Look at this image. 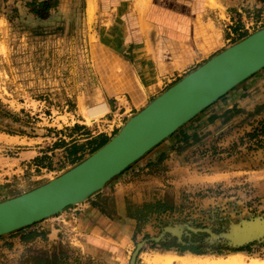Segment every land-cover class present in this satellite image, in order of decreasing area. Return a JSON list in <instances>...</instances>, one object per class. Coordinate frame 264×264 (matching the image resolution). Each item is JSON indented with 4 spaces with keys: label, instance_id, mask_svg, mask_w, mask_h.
Segmentation results:
<instances>
[{
    "label": "rangeland",
    "instance_id": "1",
    "mask_svg": "<svg viewBox=\"0 0 264 264\" xmlns=\"http://www.w3.org/2000/svg\"><path fill=\"white\" fill-rule=\"evenodd\" d=\"M179 1L0 0V203L22 192L14 181L21 175L18 148L29 147L9 137H42L71 103L97 99L110 64L100 43L117 48L131 34L163 33L166 18L182 24L187 10ZM251 94L171 155L152 161L159 145L123 173L136 221L125 262L84 248L70 231L76 227L60 219L65 239L53 241L38 224L0 238V264H132L136 253L134 264L167 253L184 257L174 264L233 256L264 262V237L241 238L264 223V83ZM189 243L203 245L205 254L174 247Z\"/></svg>",
    "mask_w": 264,
    "mask_h": 264
},
{
    "label": "crops",
    "instance_id": "2",
    "mask_svg": "<svg viewBox=\"0 0 264 264\" xmlns=\"http://www.w3.org/2000/svg\"><path fill=\"white\" fill-rule=\"evenodd\" d=\"M179 2L185 3L182 6L187 10L182 24L166 18L167 28L163 33L131 34L117 48L100 43L110 56V64L105 66L106 78L99 86L97 99L80 101L77 107L75 102L71 103V109L58 113L60 116L42 137H9L15 145L29 147L18 148L22 151L17 163L21 175L14 181L23 190L8 199L35 190L72 170L108 144L132 116L170 87L214 56L264 29V0ZM262 72L200 114L174 140L169 138L162 143L152 161L166 153L171 155L191 134L205 131L231 109L241 108L242 101L249 103L251 93L264 83ZM123 176L111 181L85 204L66 209L61 219L66 220V227H76L70 231L82 237L84 248L106 254L104 257L109 259H116L111 254L118 255L117 260L125 262L135 236L136 221L128 205L129 176ZM58 217L37 225L53 241L65 239L62 225L56 222L61 221ZM160 256L184 258L171 253Z\"/></svg>",
    "mask_w": 264,
    "mask_h": 264
},
{
    "label": "water",
    "instance_id": "3",
    "mask_svg": "<svg viewBox=\"0 0 264 264\" xmlns=\"http://www.w3.org/2000/svg\"><path fill=\"white\" fill-rule=\"evenodd\" d=\"M264 70V29L221 52L132 116L103 148L45 185L0 203V238L85 204L147 154ZM264 237V223L241 238ZM138 253L135 254L132 264Z\"/></svg>",
    "mask_w": 264,
    "mask_h": 264
},
{
    "label": "bare ground",
    "instance_id": "4",
    "mask_svg": "<svg viewBox=\"0 0 264 264\" xmlns=\"http://www.w3.org/2000/svg\"><path fill=\"white\" fill-rule=\"evenodd\" d=\"M94 2V1H93ZM96 5V4H95ZM94 3H91L90 5V15H92L95 11V6ZM181 260V259H180ZM176 261V258L174 257H163V256H158L156 257L152 264H174ZM199 261V260H198ZM196 260H191V259H183L182 263L183 264H264V262H259V261H252L250 263L246 262L245 260L242 259V257H234L230 258L228 261L225 262H218V263H213V262H207V263H200Z\"/></svg>",
    "mask_w": 264,
    "mask_h": 264
},
{
    "label": "trees",
    "instance_id": "5",
    "mask_svg": "<svg viewBox=\"0 0 264 264\" xmlns=\"http://www.w3.org/2000/svg\"><path fill=\"white\" fill-rule=\"evenodd\" d=\"M114 59H115V57H114ZM181 247H182V250H184L183 252L190 251V252H192L194 254H199V255L205 254L204 250H206V249H204L203 245L202 246L201 245L200 246H196L195 244H191V243L183 245ZM242 251H244V250H242Z\"/></svg>",
    "mask_w": 264,
    "mask_h": 264
},
{
    "label": "flooded vegetation",
    "instance_id": "6",
    "mask_svg": "<svg viewBox=\"0 0 264 264\" xmlns=\"http://www.w3.org/2000/svg\"><path fill=\"white\" fill-rule=\"evenodd\" d=\"M181 246H183V244H180V245H178V246H174V247H176L177 249H179L181 252H183L184 250H182V247ZM170 248H172V247H170ZM186 252H188V251H186Z\"/></svg>",
    "mask_w": 264,
    "mask_h": 264
},
{
    "label": "built area",
    "instance_id": "7",
    "mask_svg": "<svg viewBox=\"0 0 264 264\" xmlns=\"http://www.w3.org/2000/svg\"><path fill=\"white\" fill-rule=\"evenodd\" d=\"M250 27V26H249ZM251 28H252V26H251ZM59 218V220L61 219V215L58 217Z\"/></svg>",
    "mask_w": 264,
    "mask_h": 264
}]
</instances>
